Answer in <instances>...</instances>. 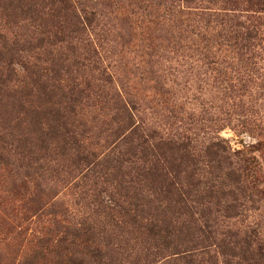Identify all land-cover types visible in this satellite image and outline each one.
I'll list each match as a JSON object with an SVG mask.
<instances>
[{"label": "trees", "instance_id": "obj_1", "mask_svg": "<svg viewBox=\"0 0 264 264\" xmlns=\"http://www.w3.org/2000/svg\"><path fill=\"white\" fill-rule=\"evenodd\" d=\"M96 14L0 0V166L15 194L49 174L84 208L42 230L41 262L27 264H64L62 246L72 264H264L261 199L235 159L245 151L203 122L157 126L105 62Z\"/></svg>", "mask_w": 264, "mask_h": 264}, {"label": "rangeland", "instance_id": "obj_2", "mask_svg": "<svg viewBox=\"0 0 264 264\" xmlns=\"http://www.w3.org/2000/svg\"><path fill=\"white\" fill-rule=\"evenodd\" d=\"M74 2L97 12L93 34L105 62L157 126L203 122L245 151L235 159L261 199L255 222L264 224V0ZM10 169L0 166V264L41 262L42 230L70 226L84 208L76 189L49 174L15 194ZM63 247L58 257L72 264L73 250Z\"/></svg>", "mask_w": 264, "mask_h": 264}]
</instances>
